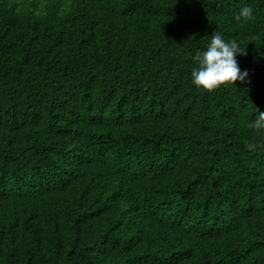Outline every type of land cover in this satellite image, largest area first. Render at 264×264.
I'll use <instances>...</instances> for the list:
<instances>
[{
	"label": "trees",
	"instance_id": "trees-1",
	"mask_svg": "<svg viewBox=\"0 0 264 264\" xmlns=\"http://www.w3.org/2000/svg\"><path fill=\"white\" fill-rule=\"evenodd\" d=\"M258 112L264 0H0V264H264Z\"/></svg>",
	"mask_w": 264,
	"mask_h": 264
},
{
	"label": "clouds",
	"instance_id": "clouds-1",
	"mask_svg": "<svg viewBox=\"0 0 264 264\" xmlns=\"http://www.w3.org/2000/svg\"><path fill=\"white\" fill-rule=\"evenodd\" d=\"M253 16V8L244 6L238 13V18L248 20ZM236 40H227L222 33L216 31L211 35L210 41L203 51H197L193 56L195 67L190 76L194 86L212 90L218 86L236 81H245L248 76L247 70H241L236 56L243 54ZM251 126L264 129V112H258L256 118L251 121Z\"/></svg>",
	"mask_w": 264,
	"mask_h": 264
}]
</instances>
